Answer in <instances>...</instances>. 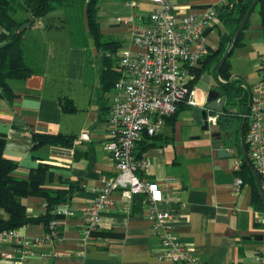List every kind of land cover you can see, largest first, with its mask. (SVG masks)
<instances>
[{
  "label": "crops",
  "instance_id": "0c3cea01",
  "mask_svg": "<svg viewBox=\"0 0 264 264\" xmlns=\"http://www.w3.org/2000/svg\"><path fill=\"white\" fill-rule=\"evenodd\" d=\"M217 2L170 0L176 18H198L206 8L215 10ZM140 6L137 0V8ZM37 27L35 23L25 30L21 42L23 59L28 66H35L36 72L8 81L13 94L10 102L0 96L3 157L16 165L11 173L13 178L25 180L28 170L40 162L51 166L53 173L45 187L64 188L71 183L76 190L59 204L68 212L56 219L59 240L50 238L42 224L21 226L15 230L22 239L30 241L26 254L16 250L12 240H5L0 243V252L9 253L10 258L0 260V264H174L161 259L164 250L144 215V207L134 203L138 196L145 199L144 195L134 196L130 212L125 214L119 194L111 193L112 204L99 212L97 225L82 242L84 208L95 200L101 182L116 175L105 149L108 136L99 73L97 96L93 88L88 92L83 85L90 56L85 44L70 43L81 51L74 49L77 47L67 48L60 73L36 60L34 53L45 51L46 47L49 52L53 50L44 39H50L59 28L47 22ZM213 31L221 32V26L205 35V48L211 50L218 40ZM250 31L260 38L259 18L258 23L248 24L243 38ZM260 43L262 46L261 38ZM90 49L91 56L98 59L92 43ZM200 97L199 94L195 100L197 106L204 103ZM63 99L71 102L73 112L61 109ZM191 109L183 107L176 116L162 119L150 139L141 136L148 147L140 156L149 161V168L145 175H138L160 186L164 201L159 209L170 214L171 235L199 264H264V241L258 240L264 229V211H258L252 203L257 194L264 204V183L252 174L238 130H230L224 141L212 138L210 134L219 131L218 126L210 127L207 133L200 131L192 124ZM227 111L234 114L236 109ZM82 132L87 134V140L79 139ZM31 134H60L72 140L69 147L33 149ZM219 149H226L229 156L218 155ZM237 179L241 184L235 188ZM22 201L26 216L36 218L42 214L40 198L27 197ZM6 219L7 215L0 210V220Z\"/></svg>",
  "mask_w": 264,
  "mask_h": 264
},
{
  "label": "built area",
  "instance_id": "2783aa9c",
  "mask_svg": "<svg viewBox=\"0 0 264 264\" xmlns=\"http://www.w3.org/2000/svg\"><path fill=\"white\" fill-rule=\"evenodd\" d=\"M152 9L136 14V0H120L125 15L115 22L124 26L128 40L116 52L120 77L114 83L107 99L105 128L108 140L105 143L116 175L101 182L95 200L83 210L82 242L98 223L99 212L112 203L109 196L119 194L121 211L130 212L132 198L144 195V215L155 230L164 250L161 259L174 264H199L195 258L171 235L170 214L159 209L164 201L162 189L156 183L145 180L138 173L146 174L149 161L136 157L134 148L142 134L154 135L161 120L172 116L178 105L199 107L194 100L193 69L205 51V35L218 25L216 12L206 8L198 18L172 14L170 0H147ZM217 7L228 0H217ZM257 71L260 82L249 89L247 107L241 115L245 122L242 145L254 175L264 183V52L259 54ZM210 127H216V114L206 117ZM85 132L80 140H87ZM241 184L235 180V188ZM44 211V204H42ZM43 213V212H42ZM57 218L68 214L65 206H56ZM57 220L48 223L47 235L59 240L55 231ZM264 224V221H263ZM12 240L16 250L25 255L30 241L22 239L15 229L0 230V243ZM10 254L0 252V260H8ZM18 264H23L19 262Z\"/></svg>",
  "mask_w": 264,
  "mask_h": 264
},
{
  "label": "trees",
  "instance_id": "16d2710c",
  "mask_svg": "<svg viewBox=\"0 0 264 264\" xmlns=\"http://www.w3.org/2000/svg\"><path fill=\"white\" fill-rule=\"evenodd\" d=\"M98 1L0 0V28L2 29L0 33V96L10 102L13 94L8 86V81L12 79H24L36 72V67L28 66L23 59L21 42L25 30L32 27L37 20L58 8L68 9L69 7H76L81 18L80 33H84L90 38L93 48L98 53L97 56L101 65L99 71L101 108L105 111L106 117L108 109L107 99H103V96L108 92H112L114 83L120 77L116 52L122 46V43L115 40H102L96 15ZM252 1L228 0L227 4L215 8L218 25L221 26L222 31L217 32L218 40L216 47L213 50L205 48L203 56L198 60L197 66L192 71L194 80L190 84L192 86L194 82L200 81L203 75L208 76L209 74H212L215 81L218 78L222 82H217L214 85V88L225 99V109L221 114H216L218 129L220 132H228L233 128L238 130L241 135V141L245 129V122L242 120L241 115L246 111L248 91L242 88L243 83L239 78L230 80V65L227 60L233 48L242 44L243 32L248 26L249 16L255 9L259 18L260 38L264 50V0L256 1L254 8L236 38L231 52L220 65L217 76L215 71L221 57L232 41L239 21ZM19 13L21 16L17 17ZM25 22H28L29 26L24 30L18 31V27ZM70 36L73 39L74 35L72 32H70ZM71 44L84 45L85 43H76L71 40ZM228 81L229 83L225 84ZM241 101H245V104L243 105ZM242 106L243 108H241ZM183 107L188 108L182 103L178 105L172 116L163 119L176 116L178 111ZM228 108H235L236 112L232 114L227 111ZM61 109L65 112L74 111L71 102L66 99L61 101ZM141 136L150 139L154 135L147 136L142 134ZM71 140V137H65L60 134H31L33 149L42 146L69 147ZM3 146L4 140L0 137V210L7 215L6 220H0V230H12L25 225L42 224L45 231H48V223L57 219L53 214L56 206L66 202L74 193L76 187L71 183H68L64 188L51 189L45 187L46 184L51 182L53 173L51 172V166L40 162L28 170L25 180L13 178L11 173L15 170L16 165L3 157ZM147 147L148 145H144L140 137L134 148L136 157H139L140 153ZM252 174L254 175L253 171ZM27 197H38L41 199L44 204V211L40 216L36 218L26 216L22 200ZM252 199L254 208L263 212L264 205L260 202L257 194L253 195ZM144 200L143 197L138 196L137 199H134V203L142 208Z\"/></svg>",
  "mask_w": 264,
  "mask_h": 264
},
{
  "label": "rangeland",
  "instance_id": "374dc122",
  "mask_svg": "<svg viewBox=\"0 0 264 264\" xmlns=\"http://www.w3.org/2000/svg\"><path fill=\"white\" fill-rule=\"evenodd\" d=\"M139 4L141 6L138 7L136 10L137 12H135L138 15H145L152 9V5L145 0H138V5ZM123 11L124 10L120 0L98 1L96 15L98 17V24L102 40H119L124 44L126 43L128 36L124 30V27L121 24L114 23V18L122 17ZM19 16H21L20 13L17 14V17ZM46 22L59 27L57 33L51 35L50 39H44L45 42H48L53 46V50L49 52L48 48L46 47L45 51L41 50L40 53H34V55L37 56L35 59L45 63L47 68L52 67L57 69V71L60 73L63 70V66L65 65L64 60L66 59L65 54L67 48L77 47L74 49L81 51L79 46L70 45L71 40L76 43H85L86 48L90 52V56L85 67V81L83 82V85L88 92H90L91 88H93V91H95V94L98 96V73L100 71L101 65L99 59H94L93 56H91L90 38L86 34L80 33L81 18L78 9L76 7H69L68 9L58 8L48 13L45 17L41 18V21L37 20L36 25L40 27ZM255 23H258L256 9L253 13H251L248 19L249 25H253ZM70 32H72L74 35L73 39H71ZM213 34L214 37L217 36L216 31H213ZM261 53L262 46L259 35L255 34L253 31H250L248 35L244 33L242 44L233 48L231 54L228 57L227 61L230 65L231 76L238 77L241 82L249 89L256 86L260 82V74L256 68L258 63V55ZM82 73L84 75L83 68ZM208 83L209 85L217 84V81H215L212 74L208 75ZM192 88L194 89V100L197 99L199 94L204 99L205 93L203 92L207 88L206 85L200 81H197L192 84ZM109 94L110 92L107 93V97ZM241 102L243 105L245 104V101ZM241 108H243V106Z\"/></svg>",
  "mask_w": 264,
  "mask_h": 264
},
{
  "label": "water",
  "instance_id": "95a60500",
  "mask_svg": "<svg viewBox=\"0 0 264 264\" xmlns=\"http://www.w3.org/2000/svg\"><path fill=\"white\" fill-rule=\"evenodd\" d=\"M257 0H253L252 3L250 4L249 8L247 9V11L245 12V14L243 15V17L241 18V20L239 21V24L234 32V35L232 37V41L229 45V47L227 48V50L225 51V53L223 54V56L221 57L217 67H216V76H217V72L218 69L220 67V65L224 62V60L227 58V56L229 55V53L232 50V47L236 41V38L244 24V22L246 21V19L248 18V16L250 15L252 9L254 8L255 4H256ZM29 26L28 22L23 23L22 25H20L18 27V31L24 30L25 28H27ZM233 78H238V77H233L231 76L230 80ZM229 80V81H230ZM216 81L218 83H222L221 81H219L218 78H216ZM225 82V84L229 83ZM201 83H203L204 85L207 86L206 90H205V97H204V103H203V107L199 108V107H194L191 109V115H192V124L197 126L199 128L200 131L207 133L209 131L210 126L207 124L206 122V117L208 114L213 113V114H221V112L225 109L224 107V102L225 99L221 96V94L214 88V85H209L208 83V76L207 75H203L201 80ZM215 125L218 126L217 122H215ZM230 132L228 131H217L215 133L210 134V136L212 138H217L221 140H225L226 139V135L229 136ZM218 155L220 156H229L228 151H226V149H219L218 150ZM256 176H254L255 178ZM256 180V179H255ZM257 184V181H256ZM260 200L262 201V197L260 195ZM264 205V204H263ZM258 240L259 241H264V229H263V233L262 235L258 236Z\"/></svg>",
  "mask_w": 264,
  "mask_h": 264
}]
</instances>
